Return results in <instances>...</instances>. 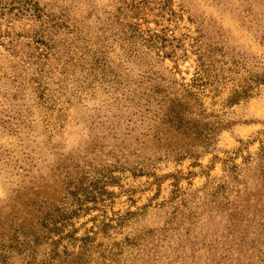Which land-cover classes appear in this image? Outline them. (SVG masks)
Segmentation results:
<instances>
[{
    "label": "rangeland",
    "instance_id": "rangeland-1",
    "mask_svg": "<svg viewBox=\"0 0 264 264\" xmlns=\"http://www.w3.org/2000/svg\"><path fill=\"white\" fill-rule=\"evenodd\" d=\"M0 264H264V0H0Z\"/></svg>",
    "mask_w": 264,
    "mask_h": 264
}]
</instances>
